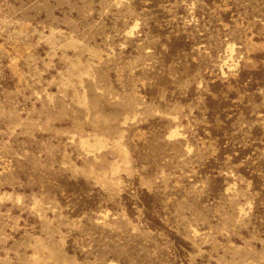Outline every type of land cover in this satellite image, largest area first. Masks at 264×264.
<instances>
[{
	"label": "rangeland",
	"instance_id": "obj_1",
	"mask_svg": "<svg viewBox=\"0 0 264 264\" xmlns=\"http://www.w3.org/2000/svg\"><path fill=\"white\" fill-rule=\"evenodd\" d=\"M0 264H264V0H0Z\"/></svg>",
	"mask_w": 264,
	"mask_h": 264
}]
</instances>
